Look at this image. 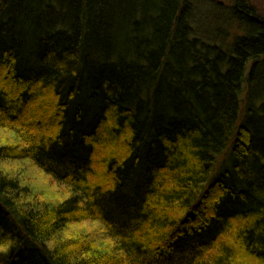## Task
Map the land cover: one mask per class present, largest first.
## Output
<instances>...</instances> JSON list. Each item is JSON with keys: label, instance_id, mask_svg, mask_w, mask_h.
Returning <instances> with one entry per match:
<instances>
[{"label": "trees", "instance_id": "1", "mask_svg": "<svg viewBox=\"0 0 264 264\" xmlns=\"http://www.w3.org/2000/svg\"><path fill=\"white\" fill-rule=\"evenodd\" d=\"M208 1L0 0V264H264V12Z\"/></svg>", "mask_w": 264, "mask_h": 264}, {"label": "rangeland", "instance_id": "2", "mask_svg": "<svg viewBox=\"0 0 264 264\" xmlns=\"http://www.w3.org/2000/svg\"><path fill=\"white\" fill-rule=\"evenodd\" d=\"M210 1H212L213 3L209 1L200 3L194 2V6L196 7V9L191 12L192 18H194L193 29L195 28V32L197 34H200L202 36L201 39H203L204 41L208 43L214 41V44L216 43L217 47H219L220 49H223V47L229 48L235 39L234 37H242L245 34V30H239L240 27H238L237 22L233 19L232 16H230L227 2L223 3L221 1L224 6L221 5V7L218 8L216 6H213L212 4L215 3L216 5L220 2V0ZM249 1L256 5L261 10V12H264V0ZM245 95L246 92L245 94H243V98L245 97ZM4 138H7V136L0 131V139L3 140ZM22 168L23 170L21 169V172L22 176H24L23 178L32 186H34V189L36 188L37 191H42L45 188H49V186L51 185V193L53 196H55L56 193L53 191V189H58L60 185L51 183V180L46 177V175L41 173V170L38 167L33 166L29 162H25ZM12 170L11 168H9V171Z\"/></svg>", "mask_w": 264, "mask_h": 264}, {"label": "bare ground", "instance_id": "3", "mask_svg": "<svg viewBox=\"0 0 264 264\" xmlns=\"http://www.w3.org/2000/svg\"><path fill=\"white\" fill-rule=\"evenodd\" d=\"M234 38H237V37H234Z\"/></svg>", "mask_w": 264, "mask_h": 264}]
</instances>
